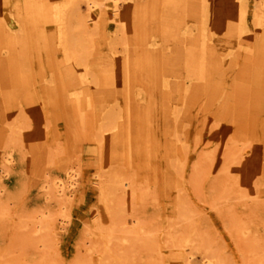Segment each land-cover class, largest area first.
I'll list each match as a JSON object with an SVG mask.
<instances>
[{
    "label": "bare ground",
    "instance_id": "bare-ground-1",
    "mask_svg": "<svg viewBox=\"0 0 264 264\" xmlns=\"http://www.w3.org/2000/svg\"><path fill=\"white\" fill-rule=\"evenodd\" d=\"M175 1L154 0L151 6L148 1L141 3L139 0L125 3L124 0H0V92L5 88L0 96L3 118L28 106V95L35 90L40 99L48 95L51 102L74 111L80 124L89 116L94 123L107 122L112 127L117 124L126 130L132 125L156 123L165 125L166 136H170L178 125L191 120L190 113L193 115L192 111L205 95L216 99L217 83L227 79L221 106L222 110H227L234 139L226 159L235 161L242 175L248 174L253 170L259 151L257 146L245 145V142L264 140V0L253 2L249 10L240 2L235 17L229 11L225 20L217 16L208 27L206 12L215 0H182L187 16L181 34H175L174 27L166 24L165 16L160 13ZM81 2L85 3V12L80 9ZM147 6H151L150 9ZM159 6L164 8L158 12ZM158 29L162 32L159 43L151 39ZM169 33L170 39L165 37ZM39 39L48 45L46 57L49 59L43 69L34 68L28 78L32 61L29 54L26 55V46L28 40ZM55 41L57 55L49 47ZM148 44L158 47L149 48ZM235 45L245 49L241 52L246 65L232 73L238 57L222 58L228 56L227 49ZM45 76L52 85L42 83ZM214 78L215 82L211 83ZM141 90L144 92L139 96ZM173 103H179L182 108ZM103 130L99 133L104 141L116 134L104 135ZM12 131L9 127L8 135ZM177 141L175 138L174 143ZM101 158H98V167L104 168L106 160ZM8 161V157L2 158L4 170ZM92 182L96 185L102 211L91 212L89 223L83 227L85 238L80 244L84 253L81 255L77 248L69 264H128L130 250L139 245L161 254L152 231L145 230L134 216L125 217L122 206L137 190L133 181L119 172L101 170ZM76 185L75 174L64 168L63 180L42 186L44 199L54 196L59 204L62 203L61 207L54 212L45 210L35 215L29 231L32 234L27 232L29 235L24 239H34L35 246L41 247L45 255L50 250V243H47L50 234L64 228L67 221L65 199ZM238 195L242 207L258 203L257 195L249 197L243 192ZM230 198L232 196H224V202L229 203ZM178 217L186 220L187 226L193 223L182 207ZM188 232L189 229H183L179 233L184 240H176L174 231L168 234L172 248L179 254L177 264H190L187 256H181L188 242L184 238ZM256 241H248L249 251L257 248ZM197 244L207 252L202 257L205 264H219L211 248L205 247L204 242ZM262 260L264 257L252 264H261ZM44 262L51 264L46 257Z\"/></svg>",
    "mask_w": 264,
    "mask_h": 264
},
{
    "label": "rangeland",
    "instance_id": "rangeland-1",
    "mask_svg": "<svg viewBox=\"0 0 264 264\" xmlns=\"http://www.w3.org/2000/svg\"><path fill=\"white\" fill-rule=\"evenodd\" d=\"M139 1L154 6V0ZM255 1L258 0H219L218 5L215 0L206 12L207 27L217 16L225 20L229 11L233 17L240 9L237 7L240 2L249 10ZM121 6L120 10L123 9ZM80 7L85 12L84 2ZM162 7L156 8L158 12ZM160 13L165 16L166 24L174 27L175 34L184 32L187 9L182 0L172 2ZM221 26H224L222 21ZM109 30L112 31L113 27ZM161 33L156 30L151 39L161 42ZM165 37L170 39V33ZM51 44L49 47L57 55L56 41ZM27 45L26 55L29 54L32 61L29 78L34 68L43 69L49 58L46 57L48 45L42 40H28ZM115 45L120 48L119 44ZM238 46L227 49L229 55L222 58L238 57L239 62L231 67L232 73L246 65L241 52L245 49L240 47L239 50ZM148 47L158 46L148 44ZM226 80L217 83L216 99L205 95L192 111L193 115L190 113L191 120L178 125L170 136H166L165 125L156 123L132 125L126 130L117 124L112 127L107 122L94 123L89 116L80 124L74 111L51 102L46 93H43L45 98L40 99L35 90L28 95L30 101L22 111L16 110L3 118L0 107V264H45V257L51 264H69L77 248L83 255L80 246L85 238L83 227L89 223L92 211H102L96 185L92 182L101 170L119 172L133 181L137 190L122 206L125 217L137 218L145 230L152 231L158 248H161V254L148 251L144 245L132 248L128 264H177L179 254L172 248L168 234L174 231L176 240H184L179 234L183 229L190 232L184 236L188 242L181 256H187L190 264H205L202 257L207 252L204 253V247L197 244L201 242L211 248L219 264L221 261L223 264H252L263 258L264 140L245 142V145L257 146L259 151L253 170L248 174L242 175L235 166L236 162L226 159L234 139L225 113L227 110H222L221 106ZM213 82L215 78L211 80ZM42 83L46 86L53 84L48 82V76ZM2 89L0 96L5 92V88ZM141 92L139 96L144 91ZM173 105L182 108L179 103ZM9 127L13 131L8 135ZM102 129L104 135L116 134L104 141L99 133ZM18 132L27 135L24 137ZM3 157L9 158L5 170L1 167ZM98 158L106 160L104 168L98 167ZM63 166L75 174L77 185L65 199L67 221L64 228L50 234L46 241L50 243V250L45 255L41 253V247L35 246L34 239L28 241L24 238L31 233L35 215L60 209L62 203L59 204L54 196L44 199L42 186L63 180ZM240 192L249 197L257 195L258 203L242 207L237 198ZM224 196H232L229 203L224 202ZM227 204L231 207L228 208ZM181 207L191 216L193 223L188 226L186 220L181 221L178 217ZM249 240H258L253 251H249L246 245ZM261 264H264L263 260Z\"/></svg>",
    "mask_w": 264,
    "mask_h": 264
}]
</instances>
